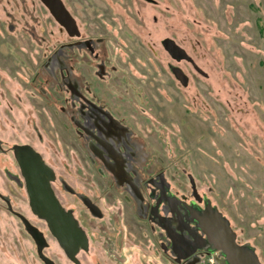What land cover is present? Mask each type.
Segmentation results:
<instances>
[{
	"label": "rangeland",
	"instance_id": "rangeland-1",
	"mask_svg": "<svg viewBox=\"0 0 264 264\" xmlns=\"http://www.w3.org/2000/svg\"><path fill=\"white\" fill-rule=\"evenodd\" d=\"M94 1L113 18L101 32L111 38L119 83L114 129L128 144L106 143L130 169L115 175L114 159L104 149L100 157L97 142L79 126L81 115L64 100L58 71H48L50 50L64 35L38 0H0L3 148L30 144L54 171L55 196L88 235V252L79 255L84 264H175L168 252L156 257L148 210L138 209L140 201L152 203L151 187L158 185L171 207L207 198L237 244L264 264V0ZM165 38L206 77L174 62L160 44ZM170 64L187 76L186 86ZM16 174L9 152L0 153V193L30 218ZM4 206L0 198V264H24L14 257L28 255L31 244ZM50 243L55 262L69 264ZM202 255L180 264H200ZM219 258L214 254L213 264Z\"/></svg>",
	"mask_w": 264,
	"mask_h": 264
},
{
	"label": "flooded vegetation",
	"instance_id": "flooded-vegetation-1",
	"mask_svg": "<svg viewBox=\"0 0 264 264\" xmlns=\"http://www.w3.org/2000/svg\"><path fill=\"white\" fill-rule=\"evenodd\" d=\"M38 1L40 2V0ZM60 1L64 10L71 18L72 26H60L54 20L47 8H45V6L40 2L47 10L52 21L57 23L62 31L61 33L64 35L62 43H60L58 47H53L50 50V55L47 57V69L50 74H56L55 70L58 71V78H60L59 86L62 94L65 96L64 100L67 104H69L71 110H75L81 115L82 124L79 122V126L84 127V131L88 135L87 137L90 141L94 140V142H97L96 148L98 154H101L104 150H106L105 152H107V155L104 156L113 158L115 161L113 163H115L116 166L114 168L112 167L116 172L115 175L120 173L124 174L130 169L129 165L126 162H121V160L116 157V150L106 143H127V141L123 139L120 134L116 135V133H119L120 131L114 129L116 127L115 123L118 124V122L112 114V111L114 109H118V106L117 103L114 101L112 102V98L115 99L114 90H116L119 83L117 76L115 75L117 74L116 66L112 65L113 62L115 63V57L112 54L113 50L111 48V38L106 36L107 33L101 32L103 29L104 32L106 31V28L101 25V23L106 24V21H110L113 18L107 16V13H100L101 8L98 6V4H100L98 1ZM173 66L178 67L177 65ZM93 93L94 96L91 95ZM83 125L92 127L93 131L90 129L87 130V128ZM22 145L31 146L30 144L24 143L14 144L8 146L7 148H3V143L0 140V153L5 154L6 152H9L11 156V159L17 169L16 179L19 182V185L24 187L27 198V206L31 216L30 218H27L26 216L19 214L16 210H13L10 202L5 200L0 193V198L4 200V204L6 205L4 206V209L20 225V228L18 227L19 234L21 235V232L24 233L31 244L28 255L25 252H21L15 256L14 259L16 262L19 261L24 264H28V259H33L39 264H57L52 256L50 243V239H55L50 234L44 220L39 219L36 215H34L29 207L24 181L14 154V149ZM31 147L33 148V146ZM113 150L115 153L114 155L112 152ZM117 150L119 151L118 148ZM101 156L102 154L100 157ZM120 157H125V155L121 154ZM125 180L127 186H131V188H135L136 190L140 188L132 182H129L128 179ZM52 183L53 182L50 183V187L53 191ZM153 185H155V182H153ZM156 188L158 189L151 187L150 196L153 197L151 204L149 202L145 203L140 201L142 199L139 197H137V200L141 203L138 205L139 213L143 212L144 207L148 210L147 214L150 222L147 223V228L151 234L154 236L156 235L152 238L156 244L157 255L163 256L168 252L175 264H180L183 259L189 258L190 255L197 259L199 258V255L203 254L200 264H210L208 260L210 257L213 258L214 254H218L220 257L218 252H214V248L207 241L206 236L198 229L197 222L191 220V211H205L207 214L208 211L204 206L205 197L194 198L187 203H184L182 200H175V205L171 207L167 201L168 196L164 192L163 188L160 187V185L156 186ZM136 195L139 196V194ZM61 207L65 211H70L75 218L71 209L65 208L62 205ZM166 213H169L170 216H167ZM77 223L85 232L88 239L85 229L78 221ZM16 240L18 242V239ZM19 243L20 242H18V244ZM58 248L62 252L65 260L69 264H73L67 258L63 250L59 246ZM87 252L88 249L86 251L79 249L77 252L75 258L79 264H84L79 255H85ZM213 263L214 259L212 264ZM218 263L223 264L222 257L219 258ZM188 264L190 263L188 262Z\"/></svg>",
	"mask_w": 264,
	"mask_h": 264
},
{
	"label": "water",
	"instance_id": "water-1",
	"mask_svg": "<svg viewBox=\"0 0 264 264\" xmlns=\"http://www.w3.org/2000/svg\"><path fill=\"white\" fill-rule=\"evenodd\" d=\"M143 1L155 3L154 0ZM40 2L60 26H72L71 18L64 10L60 0H40ZM160 44L174 62L185 61L192 66L197 74L206 77V74L195 64L185 50L172 39L165 38L161 40ZM168 69L182 86H186L187 76L179 67L169 65ZM14 150L31 212L39 219L44 220L50 234L67 258L73 264H79L75 255L79 249L83 251L88 249V239L72 213L65 211L55 197L50 187V183L55 178L54 172L31 146L22 145ZM194 198H199V196ZM204 206L208 211L207 214L205 211H191V220L197 222L198 229L213 246L214 252H218L222 257L223 264H260L252 249L237 244L235 233L228 221L222 217L215 206L211 205L207 198H204Z\"/></svg>",
	"mask_w": 264,
	"mask_h": 264
},
{
	"label": "built area",
	"instance_id": "built-area-1",
	"mask_svg": "<svg viewBox=\"0 0 264 264\" xmlns=\"http://www.w3.org/2000/svg\"><path fill=\"white\" fill-rule=\"evenodd\" d=\"M208 261H209L210 264H212V262H213V258L210 257Z\"/></svg>",
	"mask_w": 264,
	"mask_h": 264
},
{
	"label": "crops",
	"instance_id": "crops-1",
	"mask_svg": "<svg viewBox=\"0 0 264 264\" xmlns=\"http://www.w3.org/2000/svg\"><path fill=\"white\" fill-rule=\"evenodd\" d=\"M156 257H157V258H159V256H158V255H156Z\"/></svg>",
	"mask_w": 264,
	"mask_h": 264
}]
</instances>
